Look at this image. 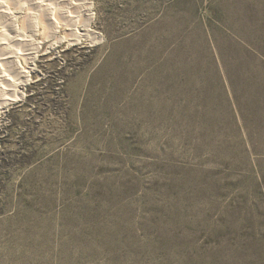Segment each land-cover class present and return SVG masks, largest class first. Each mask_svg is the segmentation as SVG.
Instances as JSON below:
<instances>
[{"label":"rangeland","instance_id":"374dc122","mask_svg":"<svg viewBox=\"0 0 264 264\" xmlns=\"http://www.w3.org/2000/svg\"><path fill=\"white\" fill-rule=\"evenodd\" d=\"M87 1L0 116V264H264V0Z\"/></svg>","mask_w":264,"mask_h":264},{"label":"bare ground","instance_id":"6f19581e","mask_svg":"<svg viewBox=\"0 0 264 264\" xmlns=\"http://www.w3.org/2000/svg\"><path fill=\"white\" fill-rule=\"evenodd\" d=\"M90 21L87 0H0V116L6 106L23 96L41 49L36 39L40 28L46 39L51 37L57 43L91 41L95 34L88 29Z\"/></svg>","mask_w":264,"mask_h":264}]
</instances>
